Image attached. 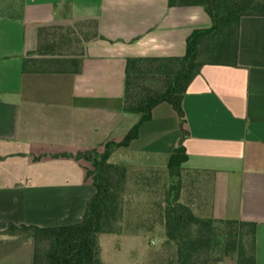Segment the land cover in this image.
<instances>
[{"label": "crops", "instance_id": "crops-1", "mask_svg": "<svg viewBox=\"0 0 264 264\" xmlns=\"http://www.w3.org/2000/svg\"><path fill=\"white\" fill-rule=\"evenodd\" d=\"M89 21L101 37L85 39ZM212 27L198 0H0V264H34L32 238L1 233L11 224L83 221L97 192L87 175L93 162L66 155L102 153L138 122L123 110L127 58L184 56L192 33ZM41 28L75 29L79 51L66 43L62 50L73 53L30 55ZM183 108L184 139L176 111L163 103L111 156L134 172L120 233L100 236L103 264H163L147 261L163 229H150L153 190L144 174L158 172L164 192L181 144L188 159L180 202L200 217L256 223L264 264V16L241 18L237 65H205Z\"/></svg>", "mask_w": 264, "mask_h": 264}, {"label": "trees", "instance_id": "trees-1", "mask_svg": "<svg viewBox=\"0 0 264 264\" xmlns=\"http://www.w3.org/2000/svg\"><path fill=\"white\" fill-rule=\"evenodd\" d=\"M213 20L211 29L196 30L187 39L181 57L127 58L123 110L138 117V122L117 143L110 141L102 153L97 150L66 155L76 160L93 162L92 177L96 194L89 200L84 219L71 226L41 228L11 224L4 234L30 237L35 243L34 264H103L100 236L117 234L125 212V194L131 188L133 170L110 162L119 149L138 138L142 123L152 118L153 110L169 103L176 111L183 139L187 136L183 108L185 94L193 80L207 64L237 65L239 28L244 16H264V0H198ZM86 36L101 37L96 21ZM81 42L73 28H41L39 48L30 55H55L62 45ZM73 53L74 51L67 50ZM188 156L181 144L168 164L170 182L161 190L158 172L144 174V183L153 190L150 202V229H163L162 243L176 246V254L168 264H220L227 257H236L237 264H257L256 228L254 222L217 220L200 217L180 202V171ZM136 179V178H135ZM138 181V180H137ZM132 185V187L137 185ZM154 234H156L154 232Z\"/></svg>", "mask_w": 264, "mask_h": 264}, {"label": "rangeland", "instance_id": "rangeland-1", "mask_svg": "<svg viewBox=\"0 0 264 264\" xmlns=\"http://www.w3.org/2000/svg\"><path fill=\"white\" fill-rule=\"evenodd\" d=\"M55 55H67L65 50L56 52ZM150 248L155 250L154 253L147 259L149 263L168 264L169 260L176 254V246L162 243L160 236L151 238Z\"/></svg>", "mask_w": 264, "mask_h": 264}]
</instances>
